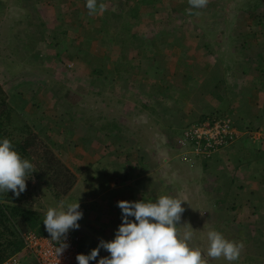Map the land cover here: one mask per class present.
<instances>
[{"label":"rangeland","instance_id":"374dc122","mask_svg":"<svg viewBox=\"0 0 264 264\" xmlns=\"http://www.w3.org/2000/svg\"><path fill=\"white\" fill-rule=\"evenodd\" d=\"M137 1L98 0L106 10L96 20L82 0H0V84L32 129L51 135L76 176L60 201L33 173L19 197L9 193L44 218L50 207L79 200L80 227L70 231L89 253L115 238L119 201L180 198V231L191 225L190 244L207 264H264V140L220 151L206 167L191 155L181 160L175 148L179 130L201 113L229 112L236 125L264 130V0H208L198 9L188 0H149L132 18L129 5ZM131 33L144 43L124 42ZM122 43L131 59L119 62L122 75H91L108 60L115 68ZM80 48L90 53V67L72 57ZM223 79L222 91L214 89ZM112 121L116 130L100 129ZM209 230L243 243L238 260L207 256ZM109 255L101 248L97 260Z\"/></svg>","mask_w":264,"mask_h":264},{"label":"clouds","instance_id":"9594fccd","mask_svg":"<svg viewBox=\"0 0 264 264\" xmlns=\"http://www.w3.org/2000/svg\"><path fill=\"white\" fill-rule=\"evenodd\" d=\"M188 2L191 8L198 9L205 7L208 0H188ZM86 7L89 15L103 13L106 10V5L98 3V0H86ZM218 117H206V119ZM230 119L236 127L233 119L231 117ZM197 121L199 120L182 127L178 136L183 128ZM239 139L213 152L209 156L210 159L214 154L230 148ZM175 148L179 149L178 157L181 158V149L176 146ZM193 158L200 160L204 157ZM33 172V165L27 159L21 158L9 139L0 140V192L11 191L19 197L26 190V181L31 178ZM184 202L186 201L168 195L160 196L154 202H146L144 199L119 201L122 223L115 238L111 241L101 239L98 246L88 255L78 254L76 256L78 264H89L90 261H97V264H207L201 249L190 244L193 237L191 225L185 223L184 225H188V230L183 232L178 226L185 211L182 206ZM82 216L79 200L62 203L59 208L50 207L47 210L43 224L51 240L59 245L56 249L57 257L68 247L66 240L69 231L79 229L78 221ZM129 217H134V220H130ZM207 239L209 242L207 256L213 259L223 257L229 262L236 261L244 247L242 242L230 241L217 230H209ZM101 248L110 255L97 260Z\"/></svg>","mask_w":264,"mask_h":264},{"label":"trees","instance_id":"16d2710c","mask_svg":"<svg viewBox=\"0 0 264 264\" xmlns=\"http://www.w3.org/2000/svg\"><path fill=\"white\" fill-rule=\"evenodd\" d=\"M158 1V0H155ZM84 6L86 2H84ZM152 1L149 0H139V2H133L129 5L130 16L132 18L137 17V10L140 5H146L147 3H151ZM95 19H102L104 17L103 13H97L92 15ZM90 15V17H92ZM264 19L261 18V20ZM261 20L259 21L261 24ZM92 22V20H91ZM59 26H62V22H59ZM93 31H99L97 27L94 26ZM88 38V37H87ZM86 38V40H87ZM94 39V38H92ZM91 40V39H88ZM87 40V42H88ZM125 41H132V43H144V41L139 38L136 34H132L129 36L128 39ZM53 42V41H52ZM57 42V41H56ZM55 42V43H56ZM123 42V43H124ZM53 42L55 47L56 44ZM122 43L120 49V54L117 57L112 59L115 61L114 67L110 69V65L112 66V61L108 60L104 62L101 68H90V73L93 76H97L96 79L103 80H111L114 74L122 75L120 68L123 66L120 61H124L126 65H130V58L127 57L126 54L123 52L124 44ZM207 46V44H206ZM77 54L72 56L73 58H79L83 61L88 62V67L91 66V62L89 59L90 53L87 50L80 48L77 50ZM86 54V55H85ZM93 57V56H92ZM98 60L99 58H95ZM130 59V60H129ZM216 76L218 75L217 72ZM212 77V76H211ZM212 78L216 79L217 77L213 76ZM188 84L185 86L184 91H181V94H186L192 91L193 80L192 77L187 79ZM223 80H217L215 83L214 89H219L222 91L221 87L223 86ZM193 83V84H192ZM196 83V82H195ZM191 87V88H190ZM194 87V85H193ZM215 114L209 112L208 114L201 113L198 116L199 121L206 119V117H214ZM230 116L233 121L235 122L234 118L232 117L231 113L226 112L221 114L220 116ZM190 123V122H189ZM188 123V124H189ZM237 129L239 130H252L256 129L260 126H250V124H246L243 126L236 125ZM105 128L116 130L118 128V124L116 122H108L106 127L102 126L100 129L103 130ZM262 128V127H261ZM264 128V127H263ZM180 131V130H179ZM179 133V132H178ZM177 133V134H178ZM175 137V136H174ZM7 138L13 145L14 150H16L22 159H27L33 165V174L39 181L45 186V188L52 193L53 197L56 200H61L63 197L67 196L76 182V176L74 172L63 162L54 152V142L51 139V135L45 130L44 127H41L37 131L33 128L30 123H28L23 116L10 105L9 101L7 100L5 90L3 89L2 85L0 84V140ZM172 141H174L172 139ZM175 142V141H174ZM63 143V142H62ZM64 144V143H63ZM65 146V144H64ZM233 147L241 150V148H252V144L249 141L248 137L242 136L237 142H235ZM260 151L259 149H257ZM261 151L264 154V143L261 146ZM255 151L254 153H256ZM203 163V167H206L207 161L210 160V157L200 159ZM126 177V175H125ZM159 196V195H158ZM141 199L150 200L149 197L145 196L144 194L140 195ZM139 198V199H140ZM138 199L136 198L135 201ZM233 208V207H232ZM262 218L260 221L264 220V215H261ZM44 217L42 213L38 210L32 209L30 207H25L18 204V201L14 197L10 195L8 192H0V262H2L6 257L19 251L22 247V242L20 239V232L33 229L40 234H46V229L43 224ZM257 239V238H256ZM255 240V239H254ZM255 243L258 244L259 241L255 240ZM264 242V241H260ZM79 249L85 253L86 255L90 254L87 250V243L80 237L79 242Z\"/></svg>","mask_w":264,"mask_h":264},{"label":"built area","instance_id":"2783aa9c","mask_svg":"<svg viewBox=\"0 0 264 264\" xmlns=\"http://www.w3.org/2000/svg\"><path fill=\"white\" fill-rule=\"evenodd\" d=\"M242 136L248 137L251 143H259L264 140V130L258 127L242 131L233 126L230 117L222 116L191 123L183 128L176 141L182 151L181 159L186 160L188 155L207 158ZM19 236L21 249L0 264H78L76 256L85 254L79 249L80 235L74 231H69L66 240L68 247L59 257L56 255L59 245L51 240L49 233L40 234L28 229L21 231Z\"/></svg>","mask_w":264,"mask_h":264},{"label":"crops","instance_id":"0c3cea01","mask_svg":"<svg viewBox=\"0 0 264 264\" xmlns=\"http://www.w3.org/2000/svg\"><path fill=\"white\" fill-rule=\"evenodd\" d=\"M262 107H264V103H262Z\"/></svg>","mask_w":264,"mask_h":264}]
</instances>
